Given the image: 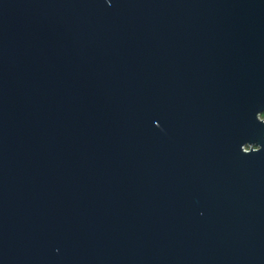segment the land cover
Listing matches in <instances>:
<instances>
[{
    "label": "water",
    "instance_id": "obj_1",
    "mask_svg": "<svg viewBox=\"0 0 264 264\" xmlns=\"http://www.w3.org/2000/svg\"><path fill=\"white\" fill-rule=\"evenodd\" d=\"M264 0H0V264H264Z\"/></svg>",
    "mask_w": 264,
    "mask_h": 264
},
{
    "label": "trees",
    "instance_id": "obj_2",
    "mask_svg": "<svg viewBox=\"0 0 264 264\" xmlns=\"http://www.w3.org/2000/svg\"><path fill=\"white\" fill-rule=\"evenodd\" d=\"M261 117L264 119V113L261 114Z\"/></svg>",
    "mask_w": 264,
    "mask_h": 264
}]
</instances>
